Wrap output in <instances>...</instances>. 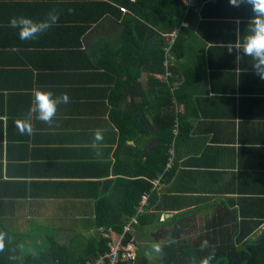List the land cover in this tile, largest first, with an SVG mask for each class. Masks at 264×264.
Listing matches in <instances>:
<instances>
[{
  "label": "crops",
  "instance_id": "0c3cea01",
  "mask_svg": "<svg viewBox=\"0 0 264 264\" xmlns=\"http://www.w3.org/2000/svg\"><path fill=\"white\" fill-rule=\"evenodd\" d=\"M125 6L120 0H0V234L23 263L53 243L70 249L109 238L113 232L98 226L99 206L107 211L104 223L125 224L146 184L152 191L158 180L142 216L158 220L134 230L154 264L167 239L185 240L183 248L199 245L256 203L264 206V80L242 50L229 54L226 47L248 33L250 6L202 4L185 56L173 62L179 71L169 74L171 91L181 105L178 121L185 118L188 130L176 141L169 181L149 179L146 166L141 169L160 145L156 123L146 130L145 114H151L142 116L138 138L125 142L114 123L115 107L126 112L149 101L155 108L163 79L150 66L158 59L152 54L157 42L145 27L131 38L133 13ZM52 9L60 13L57 24L33 41H21L9 25L18 16L42 20ZM36 90L69 97L57 105L51 126L35 113L29 117ZM29 118L33 131L21 134L19 122ZM97 129L103 140L93 148Z\"/></svg>",
  "mask_w": 264,
  "mask_h": 264
},
{
  "label": "trees",
  "instance_id": "16d2710c",
  "mask_svg": "<svg viewBox=\"0 0 264 264\" xmlns=\"http://www.w3.org/2000/svg\"><path fill=\"white\" fill-rule=\"evenodd\" d=\"M120 1L129 7L133 13L130 16L131 27L128 31L131 38H135L133 33L138 27H145L151 31L150 42H157V47L152 54L158 59L155 64L152 63L150 66L153 70L161 72L163 79L160 81V96L156 97L157 106L155 108L150 107L149 101H147V108H128L126 112L121 111L119 107H115L113 112L114 123L123 134L122 138L125 142L126 137L130 139L138 138L143 131L140 123L142 116L146 111L151 114L159 128V132L155 137L159 139L160 145L155 147L148 161L141 165V169L146 166L149 179L164 175L166 177L165 181H169L175 174L174 168L172 171L165 173L166 165L171 157V146L175 141L173 130L178 127L179 137L177 143L180 142L181 137L188 130L185 118L180 116L178 121L176 110H180L181 105L178 95L173 94L171 91L173 79L170 75L178 73L179 65L175 66L173 62H179L185 56L186 47H188L186 43L188 35L192 33L194 25L200 19L198 8L202 7V4L208 0H187V2L185 0ZM126 6L124 8L128 10ZM188 26L190 27L188 28ZM160 28L162 32H159ZM150 42L148 41V44ZM167 59H169V64H166ZM171 60L173 61L171 62ZM159 66H161V69ZM166 77L169 79V85L165 81V79L168 80ZM129 117L132 118L130 121ZM139 162L138 158L136 164H139ZM151 189V185L147 183L145 189L141 191V195L146 192L150 193ZM156 200L157 197H153L151 203L153 204ZM137 208L138 205L128 210L127 221L136 215ZM106 212L103 205H100L98 208L100 218L98 226L105 231L111 230L113 232L110 233V239L101 238L96 241L85 242V245L81 248L74 246L70 249H61L53 243L47 252L25 263L20 261V253L17 248L4 242V248L0 251V264H86L87 262H95L109 251L110 245H116L120 242L126 224H124V221L104 223L101 219H103ZM235 219L237 222L235 225H230L225 229L218 228L212 231L208 238H202V241H208L209 247L201 250L199 256L194 255L197 264L200 258L209 254L214 257L211 264H264V206L261 203H256L249 213H243L240 219L238 217ZM156 220H158V216L155 215L154 217H141L139 225L133 229L134 235L132 237L135 238L134 230L152 226ZM260 232L261 235L257 236ZM132 237L128 235L125 243L132 240ZM185 242V240H177L173 237L167 239L160 251L161 258L158 262L160 264H181L180 259L185 258L190 253L186 247H182ZM185 262H189V260L186 259ZM134 264L154 263L149 262L141 252V256Z\"/></svg>",
  "mask_w": 264,
  "mask_h": 264
},
{
  "label": "clouds",
  "instance_id": "9594fccd",
  "mask_svg": "<svg viewBox=\"0 0 264 264\" xmlns=\"http://www.w3.org/2000/svg\"><path fill=\"white\" fill-rule=\"evenodd\" d=\"M185 2H187V0H185ZM229 4L230 6L236 8H239L241 5L250 6L251 18L248 33L244 36L243 41H237L235 44L226 45L227 50L229 54H231L234 49L237 51L242 50L243 55L249 57L253 61L252 68L255 72V75L259 79L264 80V0H229ZM67 11L69 14H72L75 10L69 8ZM59 18L60 13L56 9H52L46 14V17L42 20L37 21L26 16H18L10 18L9 25L13 29L18 30V36L21 41H33L43 33L47 32L49 29H51L54 25H56ZM237 31H239V28H237ZM237 59L239 60L240 57H237ZM68 102L69 97L67 94H61L59 97H56L54 99L52 92L36 90L34 93L33 105L29 108V117H31V115L35 113L36 119L51 126L57 114V105L59 103L66 104ZM18 127L21 134H31L33 131L30 118L19 122ZM175 131L176 130H173V133ZM173 135L175 137V141L171 146L170 160H172L173 158L172 153L174 152V147L179 137V132L177 133V136H175V134ZM102 140L103 131L97 129L94 133V141L92 147L97 148V142H101ZM96 155L100 156L101 153L97 151ZM170 160L167 164H169ZM168 172H166L165 170V173ZM161 177L164 178V175H162ZM261 232L257 234V236H260ZM208 247L209 244L207 240L201 242V250H204ZM3 248L4 238L3 234H0V251H2ZM156 250L160 251L158 245L156 247ZM213 258V255L209 254L208 256L200 258L198 264H211ZM189 264H197V260L194 256L190 258Z\"/></svg>",
  "mask_w": 264,
  "mask_h": 264
},
{
  "label": "built area",
  "instance_id": "2783aa9c",
  "mask_svg": "<svg viewBox=\"0 0 264 264\" xmlns=\"http://www.w3.org/2000/svg\"><path fill=\"white\" fill-rule=\"evenodd\" d=\"M125 11V9H121ZM166 64H169V59L166 60ZM175 136H177V131L174 132ZM172 160H170L169 164H167L166 172L172 169ZM161 177L160 179H162ZM160 185V180L154 182L153 184V192ZM150 194H146L142 197L136 215L131 218L123 228V236L118 244H113L109 246V251L96 260L95 262H87L86 264H134L138 261L141 256V247L139 245L138 239L136 237H132L134 235L133 229L134 227L139 225L140 217L146 213V208L148 205V199ZM131 236L132 240L125 243L127 240V236Z\"/></svg>",
  "mask_w": 264,
  "mask_h": 264
},
{
  "label": "rangeland",
  "instance_id": "374dc122",
  "mask_svg": "<svg viewBox=\"0 0 264 264\" xmlns=\"http://www.w3.org/2000/svg\"><path fill=\"white\" fill-rule=\"evenodd\" d=\"M77 243H79V242H75L74 244H77ZM41 244V243H40ZM186 245H187V250L188 251H190V253L189 254H187L186 256H185V258H181L180 259V261H182L181 262V264H189V262H185V260L187 259V260H190V258L191 257H193L195 254H196V256H199V252L201 251V249H200V247H199V245H198V242H196V241H194V242H188V243H186ZM47 246H46V243H45V246H43V248H46ZM22 249V251H24V253H28L29 252V249L28 248H26V247H22L21 248ZM39 249V248H38ZM47 249H49V248H47ZM35 251H37V249L35 248L34 249ZM34 250H31V251H34ZM38 253L39 252H36L34 255H38ZM195 256V257H196ZM161 257H158V259H160ZM22 259H24V258H22ZM153 259L154 258H151V261L150 262H153ZM154 263V262H153Z\"/></svg>",
  "mask_w": 264,
  "mask_h": 264
},
{
  "label": "water",
  "instance_id": "95a60500",
  "mask_svg": "<svg viewBox=\"0 0 264 264\" xmlns=\"http://www.w3.org/2000/svg\"><path fill=\"white\" fill-rule=\"evenodd\" d=\"M146 116V130L147 132H149L152 128H156L153 119L150 117V115L148 113L145 114ZM153 144H159L158 140H154ZM149 248H147V246H143L141 247V252L144 253L145 258H147L148 260H151L149 257Z\"/></svg>",
  "mask_w": 264,
  "mask_h": 264
}]
</instances>
